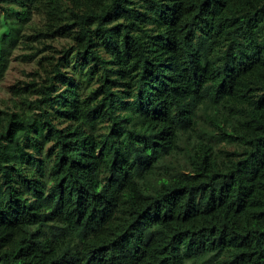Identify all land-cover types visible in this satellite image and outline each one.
Instances as JSON below:
<instances>
[{
    "label": "trees",
    "instance_id": "1",
    "mask_svg": "<svg viewBox=\"0 0 264 264\" xmlns=\"http://www.w3.org/2000/svg\"><path fill=\"white\" fill-rule=\"evenodd\" d=\"M0 12V264H264V0Z\"/></svg>",
    "mask_w": 264,
    "mask_h": 264
},
{
    "label": "rangeland",
    "instance_id": "2",
    "mask_svg": "<svg viewBox=\"0 0 264 264\" xmlns=\"http://www.w3.org/2000/svg\"><path fill=\"white\" fill-rule=\"evenodd\" d=\"M16 31V21L12 17L5 18L0 12V105L6 96L8 86L17 78L22 76V69H29L33 64L20 63L15 58L17 50L9 52L7 60V50Z\"/></svg>",
    "mask_w": 264,
    "mask_h": 264
}]
</instances>
